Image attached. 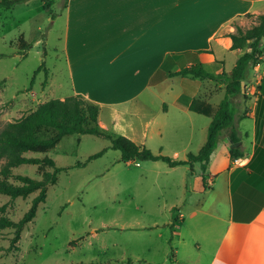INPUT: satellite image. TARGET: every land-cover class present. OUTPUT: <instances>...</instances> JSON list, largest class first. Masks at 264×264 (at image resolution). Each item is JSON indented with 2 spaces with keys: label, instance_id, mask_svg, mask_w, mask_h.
Returning <instances> with one entry per match:
<instances>
[{
  "label": "crops",
  "instance_id": "obj_1",
  "mask_svg": "<svg viewBox=\"0 0 264 264\" xmlns=\"http://www.w3.org/2000/svg\"><path fill=\"white\" fill-rule=\"evenodd\" d=\"M59 15L69 90L58 98L81 95L98 106L102 130L144 146L158 140L157 154L179 160L193 141L203 145L226 74L250 50L232 48L230 34L252 26L241 27L245 16L264 15V0H66ZM262 45L241 93L229 97L241 155L230 157L225 128L205 171L158 166L182 173L163 223L174 227L176 262L184 247L185 264H264V37ZM194 65L213 77L170 76ZM194 101L210 114L191 110Z\"/></svg>",
  "mask_w": 264,
  "mask_h": 264
},
{
  "label": "rangeland",
  "instance_id": "obj_2",
  "mask_svg": "<svg viewBox=\"0 0 264 264\" xmlns=\"http://www.w3.org/2000/svg\"><path fill=\"white\" fill-rule=\"evenodd\" d=\"M63 2L18 0L11 8L0 6V129L41 103L68 93L60 39ZM245 17L243 28L256 21ZM41 62L48 70L47 78L42 69L31 84ZM237 109L230 108L233 122ZM41 133L52 135L54 130ZM109 144L107 138L74 133L23 155L48 157L56 166L67 167L86 161ZM145 146L160 153L158 140ZM192 147L196 153L197 141ZM120 157L119 150L108 149L85 166L61 171L57 181L47 185L45 200L37 203L31 220L18 231L14 227L0 230V264H185L184 247L178 262L174 257L170 260L177 242L172 238L173 225L163 224L175 213L167 209L166 201H174L179 194L182 173H160L158 166H165L162 161L126 163ZM3 162L0 159V167ZM194 168H199L198 163ZM49 170L34 164L13 169L35 179ZM37 193L16 198L0 194V215L18 221Z\"/></svg>",
  "mask_w": 264,
  "mask_h": 264
},
{
  "label": "trees",
  "instance_id": "obj_3",
  "mask_svg": "<svg viewBox=\"0 0 264 264\" xmlns=\"http://www.w3.org/2000/svg\"><path fill=\"white\" fill-rule=\"evenodd\" d=\"M18 0H0V6L11 8ZM66 1V0H65ZM65 1L63 4H65ZM232 48L243 47L249 43L250 50L240 55L227 75L228 83L225 95L218 104L217 109L211 115V121L207 127V135L203 145L196 153H188L186 159L175 160L162 154H154L144 145L132 141L126 136H112L102 130L98 125V106L86 101L81 95H69L64 99L51 98L41 103L34 111L28 113L20 119L6 122L0 129V159L4 162L0 167V194H5L11 198L27 196L33 192H38L32 199L28 211L18 220L13 221L5 215H0V230L6 227H14L16 231L34 217L37 203L44 201L46 197V187L57 181V176L61 171L85 166L87 161L102 156L108 149L119 150L120 161H157L161 160L169 166L187 164L193 170L194 163H198L202 171H205L209 162L210 154L216 147L219 135L223 129L229 128L228 138L230 140V157L236 158L241 155V151L236 147L239 141L237 129L232 124V113L229 107V97L235 93H241V81L251 65L259 63L262 59L264 37V15H258L256 24L245 30L237 28L231 33ZM44 70L45 79L48 75L47 68L43 62L34 71L31 84L35 75L40 70ZM190 75L197 78L213 77L207 73L200 65L183 68L176 72H170V76ZM244 95V94H243ZM191 110L210 114L209 108H201L197 101L192 102ZM54 130L52 135H42L43 130ZM92 134L98 137L107 138L109 146L90 155L86 161L77 162L67 167L56 166L54 161L48 157H27L23 155L35 148H47L62 139L68 134ZM34 164L50 168L41 179H35L25 174L13 171L19 165ZM170 260L174 257L171 249ZM75 264H104V263H75ZM107 264V263H105Z\"/></svg>",
  "mask_w": 264,
  "mask_h": 264
},
{
  "label": "water",
  "instance_id": "obj_4",
  "mask_svg": "<svg viewBox=\"0 0 264 264\" xmlns=\"http://www.w3.org/2000/svg\"><path fill=\"white\" fill-rule=\"evenodd\" d=\"M243 85H244V81H243V84H242V89H244V86Z\"/></svg>",
  "mask_w": 264,
  "mask_h": 264
},
{
  "label": "built area",
  "instance_id": "obj_5",
  "mask_svg": "<svg viewBox=\"0 0 264 264\" xmlns=\"http://www.w3.org/2000/svg\"><path fill=\"white\" fill-rule=\"evenodd\" d=\"M176 226H178V225H176Z\"/></svg>",
  "mask_w": 264,
  "mask_h": 264
}]
</instances>
